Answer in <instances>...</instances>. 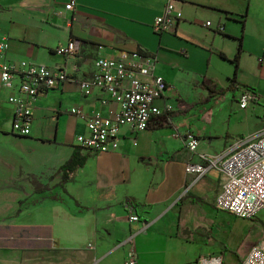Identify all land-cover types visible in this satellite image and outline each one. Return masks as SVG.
I'll return each instance as SVG.
<instances>
[{"label": "crops", "instance_id": "0c3cea01", "mask_svg": "<svg viewBox=\"0 0 264 264\" xmlns=\"http://www.w3.org/2000/svg\"><path fill=\"white\" fill-rule=\"evenodd\" d=\"M169 1L75 0L66 10L72 0H0L6 60L69 77L33 102L31 134L23 137L13 132L9 102L20 82L9 89L0 76V202L25 206L0 214V225L21 227L0 226V264H125L130 250L138 264L224 259L215 241L226 223L215 206L223 175L187 173L199 159L184 138L196 134L199 153L217 158L262 131L264 0H171L182 19L173 33L157 34L154 22ZM71 40L77 53L60 56ZM120 51L157 60L155 75L168 84L157 105L173 111L142 133L122 129L116 151H87L76 140L86 119L72 110L107 115L116 105H105L110 97L97 89L85 95L80 83L92 80L96 60ZM246 91L257 100L242 110ZM75 151L87 160L64 183L60 168Z\"/></svg>", "mask_w": 264, "mask_h": 264}, {"label": "built area", "instance_id": "2783aa9c", "mask_svg": "<svg viewBox=\"0 0 264 264\" xmlns=\"http://www.w3.org/2000/svg\"><path fill=\"white\" fill-rule=\"evenodd\" d=\"M73 7L75 0L65 9L72 10ZM181 19L182 14L176 11L170 0L163 14L156 18L154 32L173 33ZM77 51L78 45L74 40L57 49L60 56L75 55ZM7 53L6 38H1L0 76L4 86L11 89L15 80L20 82V95L11 97L9 101L15 106L13 132L15 135L27 137L31 134L34 117L33 102L39 95L61 87L69 77L62 70L39 64H28L25 61L19 64L9 63L6 60ZM95 64L97 72L92 80L81 82L80 89L88 96L95 89L105 92L110 97L105 105L112 103L116 108L110 109L107 115H88L82 110H72L73 114L86 119L87 132L76 139L83 149L103 154L116 151L122 129L130 127L139 134L150 127L154 118L164 113H172L170 105L162 108L157 105L168 90V84L155 75L157 60L154 57L138 52L120 51L113 58H99ZM256 100L254 94L243 92L240 109L249 108ZM184 143L191 159L197 157L200 162L187 164V173H197L202 177L215 168L223 175V188L215 203L218 210L245 221L255 220L264 213V125L256 137L238 142L230 152L217 158L199 153V137L194 133L188 132ZM128 219L133 224L140 221L139 216L133 213ZM125 264H138L133 250L128 252ZM197 264H224V260L221 255H206ZM241 264H264V243L255 245Z\"/></svg>", "mask_w": 264, "mask_h": 264}, {"label": "rangeland", "instance_id": "374dc122", "mask_svg": "<svg viewBox=\"0 0 264 264\" xmlns=\"http://www.w3.org/2000/svg\"><path fill=\"white\" fill-rule=\"evenodd\" d=\"M35 185L37 186V184ZM20 207L24 208L25 206H21V204L14 205L10 201L8 203L0 202V214H7L13 208L14 213ZM219 216L222 220H226V223L219 227V233L215 235V241L225 250L224 264H241V261L245 259L255 245L264 243V213L251 221L230 218L229 214L225 212H221ZM0 226L14 229L21 228L16 220L3 223Z\"/></svg>", "mask_w": 264, "mask_h": 264}, {"label": "trees", "instance_id": "16d2710c", "mask_svg": "<svg viewBox=\"0 0 264 264\" xmlns=\"http://www.w3.org/2000/svg\"><path fill=\"white\" fill-rule=\"evenodd\" d=\"M237 60H235V63H237ZM232 82V85L234 86L236 84V81L232 80ZM86 160L87 157L83 156L79 151H75L73 153L72 157H70L67 163L60 168L61 172L64 175V183H66L71 178V176L76 172L79 167H82L85 164ZM20 211L21 209H19L17 214H20Z\"/></svg>", "mask_w": 264, "mask_h": 264}]
</instances>
